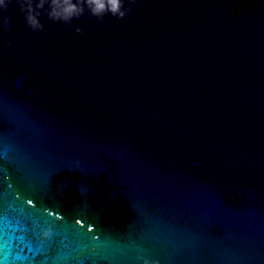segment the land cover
I'll use <instances>...</instances> for the list:
<instances>
[{
	"label": "water",
	"instance_id": "95a60500",
	"mask_svg": "<svg viewBox=\"0 0 264 264\" xmlns=\"http://www.w3.org/2000/svg\"><path fill=\"white\" fill-rule=\"evenodd\" d=\"M0 264H264V0H0Z\"/></svg>",
	"mask_w": 264,
	"mask_h": 264
}]
</instances>
